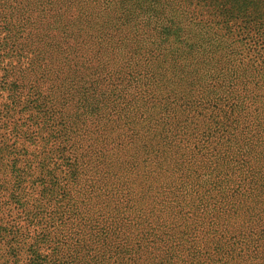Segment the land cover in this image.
<instances>
[{
	"label": "rangeland",
	"instance_id": "rangeland-1",
	"mask_svg": "<svg viewBox=\"0 0 264 264\" xmlns=\"http://www.w3.org/2000/svg\"><path fill=\"white\" fill-rule=\"evenodd\" d=\"M0 264H264V0H0Z\"/></svg>",
	"mask_w": 264,
	"mask_h": 264
},
{
	"label": "trees",
	"instance_id": "trees-1",
	"mask_svg": "<svg viewBox=\"0 0 264 264\" xmlns=\"http://www.w3.org/2000/svg\"><path fill=\"white\" fill-rule=\"evenodd\" d=\"M11 84H14V85H16V86H18L19 87V89L21 88V86H22V84L18 81V80H16V81H14L13 83H11Z\"/></svg>",
	"mask_w": 264,
	"mask_h": 264
}]
</instances>
